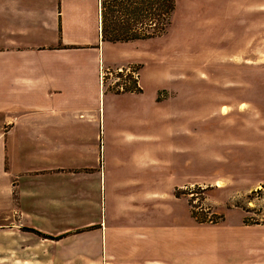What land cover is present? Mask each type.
I'll use <instances>...</instances> for the list:
<instances>
[{"label": "crops", "instance_id": "obj_1", "mask_svg": "<svg viewBox=\"0 0 264 264\" xmlns=\"http://www.w3.org/2000/svg\"><path fill=\"white\" fill-rule=\"evenodd\" d=\"M101 2L0 0V264H191L185 197L158 189L157 173V188H142L151 156L107 150L157 136L106 120L107 94L141 92L145 55L110 61L143 40L103 41ZM123 69L139 90H106ZM261 237L242 246L253 264Z\"/></svg>", "mask_w": 264, "mask_h": 264}, {"label": "rangeland", "instance_id": "obj_2", "mask_svg": "<svg viewBox=\"0 0 264 264\" xmlns=\"http://www.w3.org/2000/svg\"><path fill=\"white\" fill-rule=\"evenodd\" d=\"M174 1L164 35L109 58L138 50L145 67L141 92L106 95L107 122L157 142L107 150L151 156L142 188L185 197L191 264H253L242 246L264 234V0ZM136 75H105L106 90Z\"/></svg>", "mask_w": 264, "mask_h": 264}, {"label": "trees", "instance_id": "obj_3", "mask_svg": "<svg viewBox=\"0 0 264 264\" xmlns=\"http://www.w3.org/2000/svg\"><path fill=\"white\" fill-rule=\"evenodd\" d=\"M174 10V0H102L101 38L116 44L162 36L171 25ZM128 80L130 85L125 84L122 91H138L137 79L130 76ZM116 83V87L122 85Z\"/></svg>", "mask_w": 264, "mask_h": 264}, {"label": "built area", "instance_id": "obj_4", "mask_svg": "<svg viewBox=\"0 0 264 264\" xmlns=\"http://www.w3.org/2000/svg\"><path fill=\"white\" fill-rule=\"evenodd\" d=\"M118 72H119V71H118ZM121 72H122V71H120L119 73H121ZM136 79H137V77H136ZM118 81H119V80H118ZM116 82H117V81H116ZM122 86H123V85L118 86L117 89H118V90H123V87H122Z\"/></svg>", "mask_w": 264, "mask_h": 264}]
</instances>
